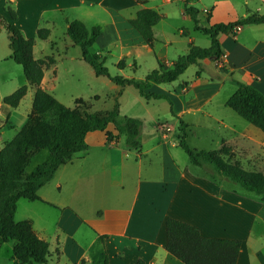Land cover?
Returning <instances> with one entry per match:
<instances>
[{"label":"crops","instance_id":"1","mask_svg":"<svg viewBox=\"0 0 264 264\" xmlns=\"http://www.w3.org/2000/svg\"><path fill=\"white\" fill-rule=\"evenodd\" d=\"M140 1L0 0L1 5L8 3L14 9L16 17L11 19L5 8L0 14L15 23L24 36L34 38L35 58L53 57L40 83L48 92L55 87L61 60L60 54L53 52L57 42L51 27L56 21L65 28L71 19H80L88 27L99 24L101 32L89 50L104 56L114 54V60L123 66L143 65L146 72L141 78L158 66V60L170 66L187 51L189 42L210 45L209 35L196 29L184 10V0ZM187 1L195 6L192 0ZM199 3L195 6L198 23L205 27L264 13V0ZM142 7L162 15L153 25L156 40L152 49L129 22ZM39 28L48 29L46 38L37 37ZM67 36L64 46L72 44ZM218 38L221 50L227 49L222 64L205 58L179 75L195 66L192 78L182 79L180 88L171 93L179 101L177 106L170 102L175 125L161 122L153 127L136 114L143 120L136 148L125 145L112 123L103 130L88 131L87 148L74 152L57 167L51 179L37 190L39 199L17 200L14 220L31 221L34 233L48 242L49 254L51 250L56 253V264H103L105 258L108 264H136L139 258L145 264H184L165 248L167 217L196 226L206 237L239 240L236 264H264V202L254 192L218 174L214 167L192 164L178 145L181 120L186 125V141L194 134L213 143L195 149L224 145L230 149L229 154H222L225 160L247 171L264 173V132L225 104L236 89L232 79L254 85L264 93V22L242 24L239 31L220 33ZM10 55L0 54V61L13 60ZM21 84L26 85V91L17 106L4 103L5 95L0 96V146L20 128L13 123L11 110H17L28 93L32 104L33 86L25 76ZM30 110H26V116ZM8 129L14 131L10 136ZM10 260L18 264L12 253Z\"/></svg>","mask_w":264,"mask_h":264},{"label":"trees","instance_id":"2","mask_svg":"<svg viewBox=\"0 0 264 264\" xmlns=\"http://www.w3.org/2000/svg\"><path fill=\"white\" fill-rule=\"evenodd\" d=\"M183 7L194 21L195 28L209 35L210 45L202 47L189 42L187 51L178 55L170 66L165 67L158 60V66L149 70L143 78L111 75L103 64L105 56L89 50L101 32L99 24L88 27L80 19H71L67 21L66 33L79 46L81 58L91 65L94 73L106 75L120 87L117 96L125 85H133L144 99L158 98L164 95L148 91L151 83L171 82L189 65L200 64L205 58H218L221 52L218 38L220 33L233 32L242 24L264 22V13H253L235 21L218 22L205 27L198 23L197 7L187 0H184ZM4 8L11 19L16 17L12 7L5 4ZM161 16L153 8L142 7L129 19L151 49L156 40L153 25ZM0 24L8 32L10 57L21 65L25 78L33 86L31 110L24 123L10 140L0 146V247L4 242H12V258L18 264L45 263L49 255L48 242L34 233L30 220H14L17 200L39 199L37 190L51 179L57 167L65 163L74 152L87 148L85 135L88 131L103 130L112 123L117 135L123 137L125 145L136 148L140 144L139 133L143 121L139 116H120L117 96L112 107L105 111L91 110V104L80 98L75 99L72 107L61 103L40 86L44 70L53 62V57L35 58L33 37L24 36L15 23L7 21L1 14ZM48 32L47 28H39L36 35L44 39ZM117 65L123 67L121 62ZM232 81L236 89L226 99V106L264 132V93L254 85L236 79ZM25 91L26 85L21 84L3 96V102L15 107ZM178 129V145L192 164L210 163L218 174L254 192L264 202L263 172L247 171L225 160L222 154H229L230 149L224 145L209 150L192 148L186 141V125L181 120ZM107 137L110 138V132ZM42 149L48 152L46 158L28 171L27 166L32 157ZM165 233L167 252L184 264H236L240 248L237 239L203 236L196 226L174 217L165 219ZM103 264H108L106 258ZM136 264L145 263L139 258Z\"/></svg>","mask_w":264,"mask_h":264},{"label":"rangeland","instance_id":"3","mask_svg":"<svg viewBox=\"0 0 264 264\" xmlns=\"http://www.w3.org/2000/svg\"><path fill=\"white\" fill-rule=\"evenodd\" d=\"M192 2H194L195 6H200L199 0H192ZM3 6H5V4L1 5L0 3V13H3ZM51 34L57 42V46L54 47L53 52L56 56L60 54L61 60L59 61L60 63L54 80L55 87L49 92L61 103L69 107L74 106L75 99L80 98L90 103L91 110L93 111H105L111 108L120 87L112 82L106 75L94 74L91 65L81 58L78 45L71 41V45L64 46V37H66L67 34L66 28L62 25V22L56 21L54 26L51 27ZM2 50H4V52ZM3 53L10 54V49L8 47V32L0 24V54ZM103 59V64L108 68L111 75L122 74L125 76L141 78L142 74L146 72L143 65L137 68H133V66H123L122 68H119L117 62L114 60V54L105 56ZM190 67L191 68H189L185 74L179 76L175 81L154 83L148 88V91L150 92L163 94L164 96L162 97H151L146 100L139 95L136 87L133 85H125L121 90V94L117 96L120 116L141 115L145 122L153 125V127L161 122L175 125L176 121L172 113L173 109L170 107V102H174V105L177 106L179 101L177 98L173 97L171 93L174 88H180L182 79L187 77L192 78L191 73L195 66L192 65ZM23 82L24 76L20 64L8 59L7 61H0V96L2 94L6 95L11 93L20 83ZM29 95L30 93L23 98L17 110H11V119L17 127L23 124L26 117V110H30L31 100ZM166 127L170 130L173 128L172 126ZM12 132L14 131L8 129V136H10ZM196 137H198V135L190 134L187 138V142L192 148L198 146H213V143L205 141L208 139L200 137L201 139H204L201 140ZM181 152L184 153V155H187L183 150H181ZM47 153L46 149L37 152L27 166V170H31L34 165L44 160ZM203 164L207 169L213 167L208 162H203ZM11 253V242L4 243L0 249V264H13L10 260ZM56 257V253L51 250L47 262L37 264H56Z\"/></svg>","mask_w":264,"mask_h":264},{"label":"built area","instance_id":"4","mask_svg":"<svg viewBox=\"0 0 264 264\" xmlns=\"http://www.w3.org/2000/svg\"><path fill=\"white\" fill-rule=\"evenodd\" d=\"M239 30H240V27H237V28H236V31H239ZM226 56H227V49H222L221 52H220V55H219L218 58L215 60L216 63H217L218 65L222 64V63L224 62Z\"/></svg>","mask_w":264,"mask_h":264}]
</instances>
